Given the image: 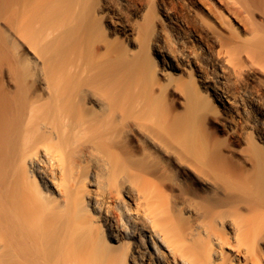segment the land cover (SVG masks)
<instances>
[{
    "label": "bare ground",
    "instance_id": "1",
    "mask_svg": "<svg viewBox=\"0 0 264 264\" xmlns=\"http://www.w3.org/2000/svg\"><path fill=\"white\" fill-rule=\"evenodd\" d=\"M187 1L155 0L152 68L83 50L91 0H0V264H264V0Z\"/></svg>",
    "mask_w": 264,
    "mask_h": 264
},
{
    "label": "rangeland",
    "instance_id": "2",
    "mask_svg": "<svg viewBox=\"0 0 264 264\" xmlns=\"http://www.w3.org/2000/svg\"><path fill=\"white\" fill-rule=\"evenodd\" d=\"M187 2L191 6H193L194 9H198V12L200 11L199 14L201 12L203 14L206 13L205 16H203L205 18L208 17V19H211V16H208L207 12H205L207 10H204L203 8L205 6V2H208L206 4L211 3V6H217V0H188ZM91 3L92 12L90 17L87 19V35L85 42L83 43V50L85 52L93 51L96 46L108 48L112 51L115 50L121 54H125L126 50H132L134 52L141 51L148 59L152 68H156L158 66L157 64L159 63V57L154 54V50L152 48L142 45L141 48L138 47L139 38L143 34V30L145 29L143 23L147 21V19L148 23L150 22V20L152 21L151 25L148 27L147 32L152 33V31L155 30V21L153 20L154 16L158 13V7L155 0H138L131 7L122 6L116 0H91ZM224 14L227 15H224L225 18H223L226 21H224V23H226L225 26L227 28L230 27L231 30L233 29L232 31L235 30L236 32V27L239 24H237V21L234 19V15L231 13H227L226 11H224ZM77 29L78 26L76 25L73 26L70 31L72 33ZM165 30L168 39L166 40V42H161L162 47L165 48L166 46H169L172 50H175L178 53H180L181 50L183 51L185 48H187V46L190 50L195 49L197 51L196 41L192 40L191 37L188 36L189 33L185 28H181L178 26H166ZM69 32L67 31V33ZM9 42L11 44V40H9ZM143 45L146 44L144 43ZM175 62L176 65L180 67V69H183L185 67L181 65L179 61ZM22 65H24L23 67L28 74L32 73L33 68L29 62L24 61L22 62ZM189 70L188 72H194L192 69ZM181 75L182 73L180 70H175V73H172V78H177ZM197 84L195 81H193V86H195L196 89L200 88L201 93L204 94V97H202V99L206 100L207 112L214 113L218 109L216 104L219 105V103L215 102L210 96L206 98L205 96H207V94L202 91L201 87H197ZM198 92L200 91H197V93ZM259 113L260 112L257 109L250 108L249 115L251 117L264 118ZM232 126L236 129L237 132L246 135L248 134V136L250 135L251 137L254 135V133H252L251 129L247 125H243V123L240 122V119L236 114H232Z\"/></svg>",
    "mask_w": 264,
    "mask_h": 264
}]
</instances>
